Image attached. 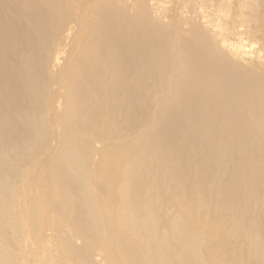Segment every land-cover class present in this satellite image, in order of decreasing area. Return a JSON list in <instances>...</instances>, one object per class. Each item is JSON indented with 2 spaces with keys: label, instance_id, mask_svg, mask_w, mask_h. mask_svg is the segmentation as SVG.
Returning a JSON list of instances; mask_svg holds the SVG:
<instances>
[{
  "label": "bare ground",
  "instance_id": "obj_1",
  "mask_svg": "<svg viewBox=\"0 0 264 264\" xmlns=\"http://www.w3.org/2000/svg\"><path fill=\"white\" fill-rule=\"evenodd\" d=\"M150 2L0 0V264H264V0Z\"/></svg>",
  "mask_w": 264,
  "mask_h": 264
},
{
  "label": "rangeland",
  "instance_id": "obj_2",
  "mask_svg": "<svg viewBox=\"0 0 264 264\" xmlns=\"http://www.w3.org/2000/svg\"><path fill=\"white\" fill-rule=\"evenodd\" d=\"M153 8V15L157 18H159L162 22L165 24L174 25L176 21H183L189 17V8L193 7V5H196L197 2L202 1H208V0H195V1H189V0H150ZM183 1V2H182ZM191 4V5H190ZM187 6V7H186ZM177 17V18H176ZM181 19V20H179ZM171 21V22H170ZM252 39L243 41L242 45L244 49L245 47L249 49H244L249 52H253L254 50H257L258 46L254 43L251 45ZM251 45L249 47V45ZM262 61V60H261ZM264 64V60L261 62ZM49 235V233H48Z\"/></svg>",
  "mask_w": 264,
  "mask_h": 264
}]
</instances>
